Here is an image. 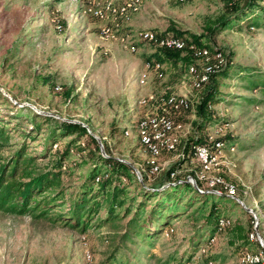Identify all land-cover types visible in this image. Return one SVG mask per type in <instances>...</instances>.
Wrapping results in <instances>:
<instances>
[{"label": "rangeland", "instance_id": "374dc122", "mask_svg": "<svg viewBox=\"0 0 264 264\" xmlns=\"http://www.w3.org/2000/svg\"><path fill=\"white\" fill-rule=\"evenodd\" d=\"M246 1L0 0V125L8 137L0 141V156L6 159L26 143V154L36 157L35 171H40L52 169L67 151L61 164L67 202L61 208L51 206L43 216L32 206L22 214L0 209V264H185L189 259L204 264L207 257L215 262L206 264L259 263L242 258L244 253L264 251L259 242L264 241V92L251 87V81L264 80V15L257 8L264 0L241 9L245 16L240 21L211 31L222 16H234L233 9L245 7ZM125 3L127 10L118 12ZM107 5L114 12L106 11ZM255 17L261 25L251 22ZM146 32L179 36L191 45L172 49L158 62L154 54L160 48L140 36ZM226 64V78L211 77ZM205 75L207 80L196 87V78ZM213 82L218 83L221 101L203 110ZM170 98L184 99L188 106L169 107ZM30 111L41 116L34 119L36 124ZM205 115L207 124L199 128ZM45 116L79 121L87 134L61 137L46 147L54 124ZM151 119L170 123L172 128L164 133L170 149L158 141L153 153L141 144L143 136L152 135ZM196 138L207 144L208 158L203 159L199 148L205 145L193 144L184 160L187 140ZM100 157H113L131 170L118 179L113 176L115 182L106 189L108 196L113 186L124 190L113 213L107 214L109 203L102 202L96 213H89L88 227L82 231L81 226H71L75 220L69 207L74 192L92 184L94 169L101 174L108 169ZM189 176L205 182L208 188L203 189L216 194L226 189L232 196L226 204L221 202L222 214L228 216L221 220L240 224L246 234L253 224L245 244L221 231L226 222L209 241L215 233L206 223L210 203L200 202L152 239L143 237L142 230L136 234L154 203L146 202L136 216L143 201V177L148 186L175 177L187 181ZM170 227L174 231L166 236Z\"/></svg>", "mask_w": 264, "mask_h": 264}, {"label": "trees", "instance_id": "16d2710c", "mask_svg": "<svg viewBox=\"0 0 264 264\" xmlns=\"http://www.w3.org/2000/svg\"><path fill=\"white\" fill-rule=\"evenodd\" d=\"M253 2L254 0H247L244 4L246 5L245 7L240 8L239 6L240 10H237V7L233 9L234 12H232L234 13V16L228 14L222 16V18L217 21L211 31L215 33L224 30L228 28V26H230L232 22L240 21L245 16V12L241 11V9L244 10L254 8L256 5ZM257 8L264 15V6H257ZM232 12H230V14ZM251 22L256 26L262 24V21H259L257 17H255V19ZM187 45L188 46L186 48H189L191 44L187 43ZM195 47L197 46L195 45ZM175 50L156 49V53L154 54V56L157 57L156 61L162 62L165 56L167 57L166 53ZM228 66L229 65L226 64L219 70L213 72L211 74V77L226 78L229 72ZM207 84H209V81L206 83V85ZM251 87H260L264 92V80L251 81ZM2 98L7 101L6 97L2 96ZM220 101L221 93L219 91L218 83L213 82L209 86L204 96L201 108L203 110H206V108L208 109V107L215 105ZM29 114L31 116V121H33L35 124L36 121L34 119L41 117L39 114L31 111L29 112ZM206 116L207 115H205L198 123L199 128L205 127V124H207L208 119L206 118L208 117ZM44 118L54 124L47 135L46 147L51 146L52 143H57L58 139L61 137H66L73 134H87L85 128L79 123L59 121L58 119L47 116H45ZM1 122L2 119L0 120V124ZM33 128L34 127H32V129ZM4 130L5 128L3 127V125H0V141L7 140L8 138L4 135ZM91 139L94 140L93 138ZM193 144H200L205 146L207 145L204 142H201L199 138L191 140L188 139L185 148V153L187 154H185L184 160H186L187 157L190 156L189 153L193 151ZM26 147V143H22L19 146V149L16 150L8 158L3 159L0 156V209H6L10 212L22 214L27 212L32 206L36 211L38 210L40 216H43L48 213L46 212V209L50 208L51 206H54V208H61L67 202L65 201V192L64 187L62 186L61 174V164L65 156L67 155V151H62V154L58 157L52 169L48 167L44 170L42 169L40 171H35L37 168L35 164L36 157L27 155ZM100 160L104 161V165L108 167V169L104 173L107 176L104 177V174H101L98 169H94L91 174L92 184L89 183L87 185H83L80 191L76 193L74 192V196L71 199L72 202L70 203L69 207V211H71L70 218H73L75 220V225L71 224V226L76 228L81 226L82 231L88 227V223L91 219V214L89 213H96L102 205V202L109 203L106 213L109 215L113 213V207L115 206L113 204L117 202V198L119 197V195L124 193V190L122 188L118 189L113 186L110 196H108L106 195V192L109 191L106 189L111 186V183L115 182V180L112 179L113 176L118 179L122 177L123 174H127V172L131 170L127 164L113 157H100ZM173 171H175V169L169 171V173ZM95 178L98 179L95 180ZM168 178L171 179V177ZM144 181L145 179L143 177L142 182L144 183ZM98 182H100L97 188L98 191H94L93 185H95V183L97 184ZM143 183H141L140 181V186L143 187L141 190L143 201L138 204V207L135 210L136 216L138 218L141 216L140 210L144 209L147 206L146 202H150L154 199V203L150 205L148 216L139 225V229L136 231L137 235H140V232L142 230L141 234H144L143 237L145 236L147 239H152L155 235L157 236L160 232L162 233L166 229V225L169 224L172 220L177 219L183 213L185 214L188 208L193 206L196 202H200L202 206L210 203L209 209L207 211L206 223L207 225H210L212 227V230H215V233L212 234L211 237L209 236V241L213 239L212 237L218 232V229L220 230L222 228L219 227V221L223 218H228V216L222 214V211L224 209L220 207L221 202L225 203L227 201H230V199L232 198V196H229L227 194L226 189H224L225 194L223 192L221 194L211 193L207 189H203L207 186L205 182H198V180L196 179V188L190 182H187L185 178L181 179L179 177H175L171 179V181L164 182L160 185L145 186V184ZM103 193L105 195H103ZM100 195L102 196V200L97 199ZM171 199H173V201H171ZM188 199L189 201H187ZM118 202H120V207H122L124 201L122 200ZM181 205H184L183 212H181ZM130 210V208H126V214H129ZM86 216H88V218H85ZM133 220L134 219L131 218L127 222V227L125 230L126 233H124V237L129 235L128 230L132 227L131 224ZM150 224L153 226V230L150 228ZM169 230L170 232H166V236H168L170 233L172 234V232L174 231L173 227H170ZM222 230H227L232 236L233 240L235 239V241H241L243 244H245L249 240V233L253 231V224L250 227L251 231L247 234L245 232V229L238 223H230L229 225L223 227L221 231ZM208 239L203 245L209 242ZM190 261L191 259L187 260L185 264L189 263ZM209 261L215 262L213 259L207 257L204 264Z\"/></svg>", "mask_w": 264, "mask_h": 264}, {"label": "bare ground", "instance_id": "6f19581e", "mask_svg": "<svg viewBox=\"0 0 264 264\" xmlns=\"http://www.w3.org/2000/svg\"><path fill=\"white\" fill-rule=\"evenodd\" d=\"M129 6V3H125L124 6L119 7L118 9H116L118 12L120 13H124L127 10V7ZM106 11L108 12H114L109 5H107V7L105 8ZM140 36H142V38L146 41H148L149 43H152L155 47L160 48V49H181L185 46V42L179 38V37H169V36H158L155 33L152 32H146V33H142L140 34ZM204 54L206 53V51L203 52ZM159 64H156L154 67H158ZM160 67V66H159ZM158 67V68H159ZM207 76H201L200 78H196L194 85L196 87H198L201 83L205 82L207 80ZM167 104L169 105V107H173V108H180V107H187L188 106V101L184 100V99H175V98H170L167 100ZM150 125L153 127V132L151 137H147V136H143L140 140L141 144L148 147L149 150L153 153H157L158 147L159 145L156 144L158 141H162V143L164 145H162L163 147H165L166 149H170L171 145H170V140L169 138H165L164 137V133H166L167 131H169L172 127L170 125V123L167 120H160L158 121L157 119H151L149 121ZM220 147V143H216L215 144V148H219ZM199 148H201L202 153L201 156L203 157L204 160H206V158H208V148L206 146H199ZM157 167H154V170H156ZM152 170V171H154ZM149 172L152 174H158L159 172H161V170L159 172H151L149 169ZM171 177H174V173H170ZM189 180V179H188ZM217 193H219L216 190H213ZM239 200V199H237ZM239 203L246 208V206L244 205V203L239 200ZM251 211V209H248ZM221 226H224L223 223L226 222V225L229 224V221L227 219L225 220H220L219 221ZM250 236H255L253 233L250 234ZM262 255H258L257 253H254L256 255H251L248 253H244L245 256L242 258L246 263H260L261 258L264 257V251H261ZM187 264H191V263H187Z\"/></svg>", "mask_w": 264, "mask_h": 264}, {"label": "water", "instance_id": "95a60500", "mask_svg": "<svg viewBox=\"0 0 264 264\" xmlns=\"http://www.w3.org/2000/svg\"><path fill=\"white\" fill-rule=\"evenodd\" d=\"M1 91L3 92V90L1 89ZM4 95H7L6 92H3ZM37 112L39 113H45V114H50L49 112H43V111H39L37 110ZM50 115H53V114H50ZM65 120V119H64ZM67 120V119H66ZM67 121H70V122H75V123H79L81 124L82 126H85L83 123L79 122V121H71V120H67ZM133 166V165H132ZM189 180H187V182H190L194 187L197 188V184L195 182V180L192 178V177H188ZM209 192H213V193H217L215 191H212V190H208ZM239 202V200H237Z\"/></svg>", "mask_w": 264, "mask_h": 264}, {"label": "built area", "instance_id": "2783aa9c", "mask_svg": "<svg viewBox=\"0 0 264 264\" xmlns=\"http://www.w3.org/2000/svg\"><path fill=\"white\" fill-rule=\"evenodd\" d=\"M89 7H90V6H89ZM210 190H212V189H210ZM259 242H262V243H264V241H260V240H259Z\"/></svg>", "mask_w": 264, "mask_h": 264}]
</instances>
